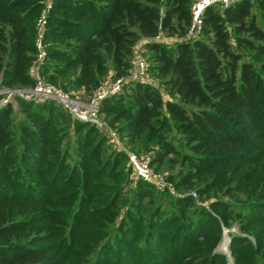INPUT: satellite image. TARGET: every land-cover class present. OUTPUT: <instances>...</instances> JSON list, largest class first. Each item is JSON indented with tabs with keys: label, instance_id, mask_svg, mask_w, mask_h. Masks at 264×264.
<instances>
[{
	"label": "trees",
	"instance_id": "16d2710c",
	"mask_svg": "<svg viewBox=\"0 0 264 264\" xmlns=\"http://www.w3.org/2000/svg\"><path fill=\"white\" fill-rule=\"evenodd\" d=\"M195 1L54 0L41 75L91 95L107 77L129 76L146 41L149 70L171 99L131 83L101 113L179 190L213 199L210 208L191 195L159 197L144 181L127 199L126 157L96 126L52 101H20L15 124L7 104L0 264H228L218 250L225 230L234 264H264V0L208 7L200 35L188 38ZM42 9V0H0L1 89L35 87ZM161 34L176 42L151 41Z\"/></svg>",
	"mask_w": 264,
	"mask_h": 264
},
{
	"label": "built area",
	"instance_id": "2783aa9c",
	"mask_svg": "<svg viewBox=\"0 0 264 264\" xmlns=\"http://www.w3.org/2000/svg\"><path fill=\"white\" fill-rule=\"evenodd\" d=\"M53 1L54 0H47L46 3H42L43 9L36 24V44L38 47V55L33 65L35 71L37 69L36 67H41L46 57L47 46L44 43V38ZM239 1L242 0H196L192 6L193 23L190 28L188 38H195L201 33L202 15L206 8L218 5L224 9ZM165 38L167 37L161 34L151 41L161 42L162 40H165ZM138 45H136L134 50L130 75L125 78L108 80L103 83L98 87L95 97L89 101L83 102L78 99H74L62 89L44 81H39L32 94L33 97L29 95L26 99L35 101H52L58 103L74 119L94 126H103L100 121L101 106L103 101L119 95L127 83H140L158 88L159 81H152L148 79L147 61L138 55ZM128 162L131 166L133 176L137 181L147 182L157 189L165 190L166 188H169L166 183L169 180L158 174L150 166L148 160L145 161L134 154H128ZM193 196L195 197L196 193H194ZM182 197L183 196H180V198Z\"/></svg>",
	"mask_w": 264,
	"mask_h": 264
},
{
	"label": "rangeland",
	"instance_id": "374dc122",
	"mask_svg": "<svg viewBox=\"0 0 264 264\" xmlns=\"http://www.w3.org/2000/svg\"><path fill=\"white\" fill-rule=\"evenodd\" d=\"M41 1V0H40ZM47 0H42V3H46ZM200 35V34H199ZM198 37V36H197ZM37 39V33H36V38ZM176 42L175 39H168L165 38V40H162L160 43H164L167 45H172ZM146 41H141L139 42L138 45V55L141 56L142 58H144L147 61V65H148V79L152 80V81H158V79L151 74L149 68L151 66V57L152 54L146 49ZM234 45L236 46V44L234 43ZM36 71L33 74V78L36 81V85L34 88H16V89H1L0 88V107L5 106L7 104H11L14 108V118L13 121L15 124L19 123L20 120L24 119V114L21 112L20 109V101H26V102H32L35 100H28L26 99L27 96L31 95L33 97V92L38 84L39 81H45V79L43 78V76L41 75V67L38 68L36 67ZM115 78H113L112 76L107 77L106 79H104L102 81V83L100 85H102L103 83L107 82L108 80H114ZM48 83V82H47ZM130 83H127L124 87L123 90L129 85ZM99 85V86H100ZM56 87L62 89L63 91H65L60 85H55ZM158 88L161 90V92L163 93L164 99L170 100V96L168 94H166L165 90L163 87L160 86V84L158 85ZM98 89V88H97ZM97 89L93 92V94L91 95H86L82 90L80 91H65L68 95H70L71 97H73L74 99H78L80 101L86 102L89 101L91 99H93L96 95ZM122 90V91H123ZM36 102V101H35ZM39 103V102H37ZM42 103V102H41ZM55 103V102H54ZM57 105V107L61 110H63L67 115L70 116V118L72 120H76L74 119L67 111H65L58 103H55ZM78 121V120H76ZM100 121L103 124V126H96V128L98 129V131L105 137V139L107 140V145L110 148L111 151H114L116 153H121L126 157V161L124 162V164L122 165L121 168L124 169V171L128 174V178L127 182H125V188L123 191V195L127 198L130 199V195L132 194L133 189L136 188L138 181L134 178L133 176V172L131 169V166L128 162V154H134L137 157H139L142 160L145 161H149L150 166L161 176H164L168 179L167 175L168 173H170L165 167L161 168L160 170H156L154 166H152L151 162L153 160V153L152 152H146L144 150H133L131 146L127 145L126 141L117 133V131L108 123V119L104 114H100ZM84 123V122H83ZM86 123V122H85ZM172 141H174V143L181 148V143H180V136L176 133H172V136L170 138ZM169 180V179H168ZM167 187L165 190L163 189H157L154 186V190H155V194L158 195L160 197V195H170L174 198H180V196H188L191 195L195 200H196V204L198 206H202L204 208L209 209L210 208V202H213V199H208V200H199L198 195L196 194V196L194 197V192H192L191 194L186 192L185 190H179L174 182L171 181H167ZM182 197V198H183ZM155 198V197H154ZM126 206V205H125ZM126 208H123L122 210V215L125 213ZM235 227V231L238 229L237 226H233ZM228 230H225V235H224V239L222 244L219 246V252H221L222 254H224L226 256V261L228 264H234L233 262V256H232V252H231V248H230V244H231V238L228 235ZM226 234L228 235V242L227 245L225 247V249H223V243L226 238ZM230 241V242H229ZM190 245H194V243L190 244Z\"/></svg>",
	"mask_w": 264,
	"mask_h": 264
},
{
	"label": "bare ground",
	"instance_id": "6f19581e",
	"mask_svg": "<svg viewBox=\"0 0 264 264\" xmlns=\"http://www.w3.org/2000/svg\"><path fill=\"white\" fill-rule=\"evenodd\" d=\"M227 239H228V235L226 234V238H225L226 241H224V243H223V245H222V246H223V249H225V247H226V245H227V242H228ZM229 242H230V241H229Z\"/></svg>",
	"mask_w": 264,
	"mask_h": 264
},
{
	"label": "crops",
	"instance_id": "0c3cea01",
	"mask_svg": "<svg viewBox=\"0 0 264 264\" xmlns=\"http://www.w3.org/2000/svg\"><path fill=\"white\" fill-rule=\"evenodd\" d=\"M35 73V70H34V67L32 68V70H31V75H32V77H33V74Z\"/></svg>",
	"mask_w": 264,
	"mask_h": 264
}]
</instances>
